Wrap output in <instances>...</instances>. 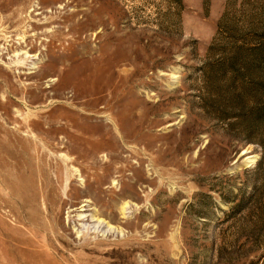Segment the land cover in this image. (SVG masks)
Here are the masks:
<instances>
[{"label":"rangeland","instance_id":"obj_1","mask_svg":"<svg viewBox=\"0 0 264 264\" xmlns=\"http://www.w3.org/2000/svg\"><path fill=\"white\" fill-rule=\"evenodd\" d=\"M0 264H264V0H0Z\"/></svg>","mask_w":264,"mask_h":264},{"label":"bare ground","instance_id":"obj_2","mask_svg":"<svg viewBox=\"0 0 264 264\" xmlns=\"http://www.w3.org/2000/svg\"><path fill=\"white\" fill-rule=\"evenodd\" d=\"M107 58V57H106ZM87 206V205H85ZM85 208V207H83ZM86 212V211H85ZM83 213V212H82ZM80 221H84V219L88 218V221H90V223L88 225L92 226L91 228L95 230H99V229H104V228H108V230H112L113 228L107 223L105 222L104 219H102L100 216L97 215V213H90V214H85L84 215H79ZM87 221V222H88ZM89 228V227H88ZM87 228V230H88ZM90 230V228H89Z\"/></svg>","mask_w":264,"mask_h":264}]
</instances>
